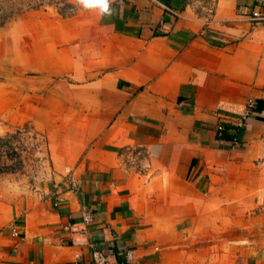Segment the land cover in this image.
Returning a JSON list of instances; mask_svg holds the SVG:
<instances>
[{
	"label": "crops",
	"instance_id": "0c3cea01",
	"mask_svg": "<svg viewBox=\"0 0 264 264\" xmlns=\"http://www.w3.org/2000/svg\"><path fill=\"white\" fill-rule=\"evenodd\" d=\"M110 9L45 13L29 64L15 57L34 75L15 79L13 110L44 135L46 162L19 204L0 202V264L93 251L109 264H264V19L252 17L264 0ZM134 150L146 171L120 166Z\"/></svg>",
	"mask_w": 264,
	"mask_h": 264
},
{
	"label": "rangeland",
	"instance_id": "374dc122",
	"mask_svg": "<svg viewBox=\"0 0 264 264\" xmlns=\"http://www.w3.org/2000/svg\"><path fill=\"white\" fill-rule=\"evenodd\" d=\"M76 0H0V202L19 204L22 196L33 191L44 178V135L36 132L29 120L15 115L13 85L15 79L33 76L15 69V57L21 65L30 62V44L40 36L43 15L53 12L60 17L74 12ZM38 30V32H37ZM18 42L14 48V42ZM20 64H17L19 67ZM5 92V109L1 94ZM5 110V111H4Z\"/></svg>",
	"mask_w": 264,
	"mask_h": 264
},
{
	"label": "built area",
	"instance_id": "2783aa9c",
	"mask_svg": "<svg viewBox=\"0 0 264 264\" xmlns=\"http://www.w3.org/2000/svg\"><path fill=\"white\" fill-rule=\"evenodd\" d=\"M211 13V11H210ZM252 17L253 18H257V19H264V15L262 16L260 13L258 12H254L252 13ZM252 101L251 100H247L246 103V108H245V113H244V118H246V116L249 113V107L251 105ZM225 129L223 126L221 125H217L216 126V137L217 139H223L225 137ZM261 138L264 139V136H262ZM230 142L231 144L235 145L237 144V137L236 134L234 133L233 135H231L230 137ZM257 164L264 166V157L258 159ZM120 166L123 167V169H134L137 172H142V171H146L149 168V161L147 159V157L139 150H134V151H128L126 153L125 156V160L121 161ZM82 221L84 223H88L90 221V215L85 212L82 209ZM11 234H16L14 230L11 231ZM125 259L127 261H129L131 259V253L130 251H126L124 253ZM83 264H109V259H108V255L103 253V252H99V251H93L90 254V259L88 262L83 263Z\"/></svg>",
	"mask_w": 264,
	"mask_h": 264
},
{
	"label": "clouds",
	"instance_id": "9594fccd",
	"mask_svg": "<svg viewBox=\"0 0 264 264\" xmlns=\"http://www.w3.org/2000/svg\"><path fill=\"white\" fill-rule=\"evenodd\" d=\"M85 9H98L102 15H110V0H77Z\"/></svg>",
	"mask_w": 264,
	"mask_h": 264
},
{
	"label": "trees",
	"instance_id": "16d2710c",
	"mask_svg": "<svg viewBox=\"0 0 264 264\" xmlns=\"http://www.w3.org/2000/svg\"><path fill=\"white\" fill-rule=\"evenodd\" d=\"M4 23V21L0 22V26Z\"/></svg>",
	"mask_w": 264,
	"mask_h": 264
}]
</instances>
